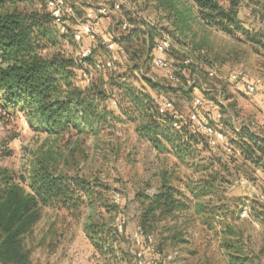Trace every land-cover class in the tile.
Returning <instances> with one entry per match:
<instances>
[{
	"label": "rangeland",
	"instance_id": "rangeland-1",
	"mask_svg": "<svg viewBox=\"0 0 264 264\" xmlns=\"http://www.w3.org/2000/svg\"><path fill=\"white\" fill-rule=\"evenodd\" d=\"M68 2L76 11V17L71 18L73 28L77 25V18H83L97 5L106 3L103 0ZM191 4L189 0H129L121 13L93 20L96 33L94 61L81 66L83 70L77 72L74 82L88 88L93 96L97 95V89H103L107 94L106 100L97 98L96 102L115 117L98 122L96 132L78 134L71 130L61 136L50 135L34 129L23 113L8 117L6 124L0 120V169H8L19 179L28 174L31 166L46 161L58 171L99 180L109 186L100 203L104 205L82 206L78 215L65 209L42 207L41 220L24 238L36 264H41L44 253L59 256L83 253L86 256L91 252L93 257L95 247L84 231V222L90 213L95 219L117 228L121 242L113 246H120L119 254L121 250L128 254L129 260L122 259L123 264H135L137 246L132 235L139 229L140 212L136 193L147 183L151 184L148 193H154L165 171L170 173L171 182L186 192H189V186L204 184L214 175L219 181L216 189L210 190L208 195H188L193 200L192 207L176 224L177 231H181L176 242L170 239L163 241L161 228L154 232V242L166 254L161 257L160 264H229L220 246L222 237L219 235L222 230L228 232L229 227L235 228L236 237H243L246 247L248 245L252 251L260 252L261 258L257 262L264 264V221L256 219L253 213L255 208L264 210V157L262 163L256 164L245 159L242 153L228 154L222 145L215 149L197 145L193 157L185 159L176 151H170V145L163 150L157 149L139 133L138 129L147 119L140 113L128 114L126 110L132 105L125 102L120 90L105 81L103 72L93 67L94 62H104L110 57L111 52L106 47L108 41L115 36L119 38L132 28L142 37L131 44V50L137 51L139 63L144 62L145 65L142 70H131V63H119L117 70L104 72L108 78L133 84L137 90L150 94L155 104L163 98L172 100L177 117L184 123L190 122L191 130L194 127L190 121L192 99L198 95L204 100L198 108L200 114L224 128L229 141L236 147L238 141H250L242 137L244 129L248 128L246 126L264 138V89L251 94L242 80L229 79L230 72L236 68L244 69L247 78L264 74V0H238L241 22L246 30L261 34L258 40L250 39L242 31L225 33L195 19L188 10ZM171 5L183 10V17L186 15L189 22L176 19ZM124 22H127V27H124ZM180 26L184 27V33H181ZM150 35L154 36L152 40ZM162 36H169L173 41V50L166 54L173 65L169 70L157 67L151 59L154 42ZM89 41L87 37L81 42L64 38L59 46L51 47L45 53L62 52L79 58L80 45H87ZM188 58L189 65L182 64ZM210 70L215 75L211 76ZM83 71L87 72V77ZM169 72L175 75L179 72L181 80L178 77L174 81L169 80ZM192 77L198 81L193 95L184 91L159 90L148 84L146 79L173 86H179L181 82L193 86ZM112 89L116 97L112 96ZM120 100L125 104L120 105ZM218 113H222L219 121L215 118ZM257 154L261 156L259 152ZM196 202L221 207L214 225L204 223V215L198 213ZM107 206L112 210L107 211ZM243 212L246 215H242ZM235 214L238 215L235 217ZM119 224H123L122 231L118 230ZM227 236L230 238L229 234Z\"/></svg>",
	"mask_w": 264,
	"mask_h": 264
},
{
	"label": "trees",
	"instance_id": "trees-1",
	"mask_svg": "<svg viewBox=\"0 0 264 264\" xmlns=\"http://www.w3.org/2000/svg\"><path fill=\"white\" fill-rule=\"evenodd\" d=\"M47 1L0 0V120L6 124L9 122L8 117L23 113L34 129L46 131L50 135L61 136L71 130L78 134L96 132L98 122H106L109 117H115L112 112L101 109L100 104L96 102L97 98L106 100L107 94L105 90L97 89V95L93 96L88 88L74 82L77 72L83 70L80 68L85 63H78L77 58L62 52L45 53V50L59 46L61 39L73 40L77 29L70 24L67 32H61ZM189 1H192V4L188 6V10L197 20L229 34L242 31L252 40H258L261 36L258 31L251 32L245 29L238 16V0ZM171 9H174L173 16L176 15V19L189 22L186 15L183 17V10L176 9L173 5ZM93 28L95 30L94 24ZM180 31L184 33V27L180 26ZM134 32L135 30H131L117 38V42L124 47L128 55L126 60L119 63L129 61L131 70L135 68L142 70L144 62L139 63L137 51L131 50V44L139 40L142 34ZM150 36L152 40L154 36ZM172 50L173 48L168 53ZM92 54L85 62L94 61ZM182 64L189 65L184 63V60ZM106 70L109 68L98 71L103 72L105 81L109 82L112 88L120 90L125 102L132 105L126 110L128 114L140 113L147 119L138 129L139 133L157 149L163 150L170 145V151H176L182 159L193 157L197 145L204 144V147L212 149L205 134L198 131L195 126L193 130L190 129V122L183 123L180 129L174 127L173 122L178 115L176 110L160 112L158 103H154L150 94L137 90L131 83L108 78L104 73ZM179 76L177 72L176 78L181 80ZM146 79L148 84L159 90L184 91L192 95L197 86L195 84L198 83L195 77H192L193 86L186 85L185 82L173 86ZM112 96L116 97V94L113 93ZM119 103L125 104L123 100ZM246 127L248 128L244 129L242 137H247L250 141L236 142L239 154L242 153L245 159L253 163H262L264 138L257 136L249 126ZM222 129L226 132L224 128ZM227 143L235 146L229 141L228 134ZM235 153L238 152L228 154ZM27 173L18 179L8 169H0V264H33L32 251L26 247L24 238L41 220L42 207L65 209L78 215L82 206L93 208L96 204L104 205L100 204L103 192L109 190V186L99 180L58 171L46 161L34 164ZM170 178V173L165 171L154 193H148L150 183L137 191L136 200L140 211L138 230L144 236L152 235L154 238V232L161 228L163 241L167 242L170 239L176 242L181 233L177 231L176 224L182 214L190 212L192 207L193 200L188 195L193 197L208 195L210 190L216 189L219 178L214 175L206 179L204 184L189 186V192L175 186ZM196 205L198 213L204 215V223L208 226L214 225L221 207L219 205L210 207L202 202H196ZM110 210L112 208L107 206V211ZM253 210L254 217L264 221V210L256 208ZM237 215L235 214V217ZM84 231L96 252L105 256L110 264L117 263L120 258L129 260L128 254H124L123 250H121L123 254L118 253L120 246H113L121 242L116 232L117 228L113 229L107 222L95 219L90 213L84 222ZM223 231L219 233L222 237L220 246L229 264H260L257 262L261 258L260 252L252 251L248 245L246 247L247 242L243 237L235 236V228L229 227V231H224V235ZM180 240L182 241V238ZM154 251L157 263L160 264L164 254L155 242Z\"/></svg>",
	"mask_w": 264,
	"mask_h": 264
},
{
	"label": "built area",
	"instance_id": "built-area-1",
	"mask_svg": "<svg viewBox=\"0 0 264 264\" xmlns=\"http://www.w3.org/2000/svg\"><path fill=\"white\" fill-rule=\"evenodd\" d=\"M106 3L97 5L94 9H91L86 13L83 18L77 20V29L74 32V39L78 42L84 40L87 37L90 41L89 44L80 45L78 63H85V59L91 56L93 53V42L96 41V33L93 28V20L101 16H109L116 13H121L124 6L129 3V0H103ZM49 8L52 11V16L57 23L61 32H67L70 27L71 18L76 17V11L68 0H48ZM124 27H127V22H124ZM110 39L107 44L108 50L111 52L110 57L104 61H98L95 63V70H101L103 68L117 69L118 63L122 60H126L128 55L123 46L117 42V36ZM173 48L172 39L169 36H162L155 42L152 62L159 68L169 70L171 69L172 60H170L166 54ZM190 59H185L184 63L188 64ZM87 77V72L83 71ZM211 76L215 75L213 70L209 71ZM168 79L171 81L176 80V75L173 72H169ZM231 81L242 80L244 82L245 89L253 94L264 89V74L256 76L254 78H247L245 70L242 68H236L229 74ZM204 104V100L201 96L195 95L192 100L193 109L190 113V121L197 128L198 131L205 134L208 138V142L212 148L224 145L227 153L240 152L239 149L231 144L227 143L226 132L215 124L211 118L201 115L198 108ZM160 112H166L173 110L174 103L172 100L163 98L158 102ZM218 121L222 118V113H218L215 117ZM184 121L177 117L175 118L173 125L175 128L180 129ZM242 215H246L243 212ZM118 230H123V224L118 225ZM132 240L137 250L135 251V264H158L157 256L154 251V238L152 235L144 236L140 230L133 232Z\"/></svg>",
	"mask_w": 264,
	"mask_h": 264
},
{
	"label": "crops",
	"instance_id": "crops-1",
	"mask_svg": "<svg viewBox=\"0 0 264 264\" xmlns=\"http://www.w3.org/2000/svg\"><path fill=\"white\" fill-rule=\"evenodd\" d=\"M75 27H77V25ZM131 29L132 28L128 29V32H130ZM124 35L125 34L121 36H124ZM153 52H155L154 49L152 51V54ZM127 63H130V62L127 61L126 64ZM126 66L128 67V65ZM93 253H92L93 257H91V252H89L86 256L83 253H77V254H71V255L69 254V256H59V254L53 255V254L44 253L43 254L44 257L41 259L42 260L41 264H110L109 260L105 256H102L98 252H95L94 253V255L96 256L95 257ZM32 258H33V255H32ZM33 264H36L34 261V258H33ZM115 264H123V260L120 258L119 261Z\"/></svg>",
	"mask_w": 264,
	"mask_h": 264
}]
</instances>
